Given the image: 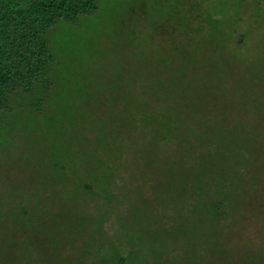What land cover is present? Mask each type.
Returning a JSON list of instances; mask_svg holds the SVG:
<instances>
[{
	"label": "rangeland",
	"instance_id": "374dc122",
	"mask_svg": "<svg viewBox=\"0 0 264 264\" xmlns=\"http://www.w3.org/2000/svg\"><path fill=\"white\" fill-rule=\"evenodd\" d=\"M97 1L99 10L79 25L60 21L48 30L53 85L13 89L9 110H0V264H97L112 240L130 264H264V0L262 12L256 0L239 12L231 0H180L175 20L166 9L152 11L157 0ZM204 9L220 12L222 31L209 29ZM140 63H185L181 81L200 82L194 112L207 128L217 123L218 141L202 161L205 177L182 180L175 172L172 156L188 164L208 146H169L165 103L146 91L152 80L129 76ZM152 70L165 86L173 82L165 70ZM144 111L164 112L163 131L139 124ZM219 133L231 147L224 159ZM205 178L217 186L212 195L226 199L218 218L208 196L186 205L188 190ZM23 207L39 222L20 217ZM94 214L103 221L97 232ZM67 217L68 225L61 221Z\"/></svg>",
	"mask_w": 264,
	"mask_h": 264
},
{
	"label": "trees",
	"instance_id": "16d2710c",
	"mask_svg": "<svg viewBox=\"0 0 264 264\" xmlns=\"http://www.w3.org/2000/svg\"><path fill=\"white\" fill-rule=\"evenodd\" d=\"M231 1H234V4L236 2L238 12L239 9L244 8L246 4V0ZM167 2L168 0H157V6L154 7L155 9L152 8V11L155 10L158 12L161 11V8L166 9L167 11L164 12L165 16L169 13L171 15L170 17H172L170 20H175L176 15L180 14L178 13L180 0H174L170 9ZM256 4L262 12V8H260L261 0H256ZM99 8L97 0H27L26 4L23 6L19 0H0V110H9L10 94L13 89H20L23 90V92L28 93L32 91L37 84L40 85L42 89L50 88L53 85V82L49 80L48 75L51 71L53 63L56 62V57L52 52V47L48 38V30L60 21L61 24L70 26L79 25V21L82 16L94 14L99 10ZM204 11L206 13V17L204 19H206L209 23V29L213 32L222 31L223 23L221 21L220 12L207 13L206 9H204ZM238 17L239 16H236L232 25L237 23L239 20ZM163 19L165 20L167 17H164ZM200 27V30L205 33L206 30H204V26ZM243 39L244 35L240 34V37L236 38L234 43L236 45H240L244 41ZM148 64L140 63L138 65L137 72H134L129 76H133L134 81L140 80V83H142L143 79L147 77L152 80L153 83L151 85L147 83L146 91L154 93L158 101H163L165 103L162 108L164 111L166 110L165 113L167 112L168 115L169 146L173 143H189L191 148L196 149V146L201 148V145L204 142H206L208 146L203 149V153L197 157V160H190V163L188 164L182 161L180 156H172V161H177V171L175 172L181 176L182 180L186 174L191 175L202 173L205 177L207 169L204 168L205 166L203 167L202 161L204 162V160L211 159V157L218 150L217 146H215L218 144V141H215L213 138L214 134H212L214 132L212 126L217 123L212 125L209 124L207 128L206 126H203L202 122L197 121L199 117L194 112V108L198 104L199 100L197 92L201 91L200 88H195V83L200 82L192 77H188L185 81H181V77H186L185 75L188 74L185 71L186 67L189 68L190 66L185 65V63H179V67L174 68L169 67L168 63ZM153 66L157 70H165L167 72L166 75L171 76L170 78L173 82L168 84V86H165L161 77L152 70ZM154 87L157 89L154 90ZM240 90L241 89H237V93H243L246 91L245 88L241 91ZM223 94L225 96L227 95L225 93ZM42 103L43 98H38L35 101V108L38 110L42 106ZM142 105L144 107L145 103ZM248 105L249 103L246 106ZM142 114L143 117L139 120V124H141L142 127L147 128V124H150L154 130L163 131L164 128L162 123H164L163 119H165L164 112L160 113V115H150L148 111H144ZM71 121L73 123V119H71ZM197 126L199 127L197 128ZM218 138L221 143L227 142V137H223L221 133H219ZM234 141L235 140L230 139L229 142L232 143ZM227 143L221 147L222 149L220 148V151H218L221 159L227 157V154L230 151L231 147H228ZM210 145H213L215 149H211ZM96 163L99 164L97 160H94L93 166L95 165V168L98 167V164ZM205 180L206 181L200 179L199 183H197L198 185L195 184L192 186L193 188L196 187L195 190H188L189 198L186 204L187 208H193V200L197 197V195L198 197L208 196L209 200L206 199L205 202H207V205L213 209L215 217L218 218L221 213L220 211L225 208L226 199L225 197H221V195L219 197L216 196L215 198L212 195V192L215 189L216 195L218 194V190L216 188L217 186L214 185L213 189V186L202 183H208L207 178H205ZM58 182L61 184L63 181ZM83 188L84 190H91L92 187L89 184H84ZM196 189L199 191L197 192ZM178 191L179 189L175 190V192L173 191V193L176 195ZM195 191L197 193L196 196ZM83 193L87 192L83 191ZM92 197L94 199V196ZM92 197L90 196V198ZM184 207L185 205L180 203L173 206V208L180 213L181 211L185 212ZM18 213L20 217H28L33 223L39 222L37 215L32 216L31 218L29 217L30 212H28L25 207H23V214H20L19 211ZM89 217H91L94 221L93 232L98 229H102L103 221L100 219L101 217L98 218L95 214L90 215ZM69 220L70 219L67 217L61 221L63 224L68 225L70 224L68 223ZM84 221L85 218L77 219L75 223L80 224ZM76 234L79 233L76 231L74 235ZM93 235L94 234H91L92 237H94ZM16 236L15 232L11 231V239L17 240ZM108 243L110 246L108 249V252H110L109 255L107 257H103L101 261L100 259L97 260V264H130L129 254L121 250L119 243L114 240ZM96 247L94 248V251L101 250L99 245ZM91 254L92 252L88 256L91 257ZM79 260L81 261L79 264H81L82 260Z\"/></svg>",
	"mask_w": 264,
	"mask_h": 264
}]
</instances>
